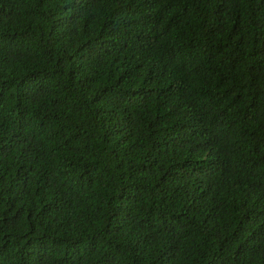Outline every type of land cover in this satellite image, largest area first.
<instances>
[{"label": "trees", "instance_id": "obj_1", "mask_svg": "<svg viewBox=\"0 0 264 264\" xmlns=\"http://www.w3.org/2000/svg\"><path fill=\"white\" fill-rule=\"evenodd\" d=\"M0 264H264V0H0Z\"/></svg>", "mask_w": 264, "mask_h": 264}]
</instances>
